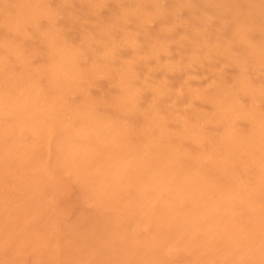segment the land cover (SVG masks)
<instances>
[{"label":"rangeland","instance_id":"374dc122","mask_svg":"<svg viewBox=\"0 0 264 264\" xmlns=\"http://www.w3.org/2000/svg\"><path fill=\"white\" fill-rule=\"evenodd\" d=\"M141 1L0 0V264H264V154L210 97L239 67L183 60L231 23L261 39L264 0ZM245 64L231 103L264 119Z\"/></svg>","mask_w":264,"mask_h":264},{"label":"bare ground","instance_id":"6f19581e","mask_svg":"<svg viewBox=\"0 0 264 264\" xmlns=\"http://www.w3.org/2000/svg\"><path fill=\"white\" fill-rule=\"evenodd\" d=\"M26 1V0H25ZM141 1V0H140ZM151 1H154V0H151ZM210 1V0H209ZM216 1V3H218L219 1H217V0H215ZM224 1V0H223ZM223 1H222V3H223ZM120 2V1H119ZM156 1H154L153 3H155ZM198 3H196V5H198V6H201V10L202 9H204V7H202V6H204L203 5V2L205 3V0L202 2L201 0H200V2L199 1H197ZM235 2V1H234ZM30 3V2H29ZM28 3V4H29ZM125 3V2H124ZM141 3H144V2H142L141 1ZM152 3V4H153ZM202 4V5H199V4ZM212 3H213V1H212ZM221 3V4H222ZM20 4V3H19ZM27 4V3H26ZM27 4V5H28ZM133 4V3H132ZM136 4H137V2H136ZM24 5V4H23ZM26 5V6H27ZM138 5V4H137ZM140 5V4H139ZM144 5V4H143ZM155 5H156V3H155ZM210 7H211V4H208ZM218 4H216V6H217ZM232 5V4H231ZM235 5V4H234ZM142 6V5H141ZM154 6V5H153ZM152 6V7H153ZM226 6V5H225ZM23 7V6H22ZM137 7V6H136ZM147 7V6H146ZM151 7V6H150ZM195 7V6H194ZM219 7H220V4H219V6H218V9H219ZM236 7V6H235ZM239 6H237L236 8H238ZM37 8H38V6H37ZM94 8V7H93ZM156 8H157V10H158V7H157V5H156ZM206 8V7H205ZM226 8V7H225ZM231 8V7H230ZM233 8V7H232ZM241 8V7H240ZM139 9V8H138ZM151 9H153V8H151ZM209 9V8H208ZM33 10V9H32ZM206 10H207V8H206ZM211 10V9H210ZM234 10H236L235 8H234ZM26 11H27V8H26ZM138 11V10H137ZM198 11V10H197ZM212 11V12H211ZM211 11H209V15H210V13H212L213 14V17H214V19H216V21L221 17V18H223V17H225L226 18V16L228 15V14H231V13H229L230 11H222V8H221V10L220 11H222V12H218V11H216V9H212ZM260 11V10H259ZM157 12V11H156ZM207 13H208V10L206 11ZM226 12H227V14H226ZM30 13V12H29ZM122 13V12H121ZM121 13H117L116 15H118V16H120V14ZM125 13V12H124ZM145 13V12H144ZM154 13H155V11H154ZM198 13H199V11H198ZM203 13V12H202ZM224 13V14H223ZM27 14V13H26ZM136 14V13H135ZM158 14V13H157ZM201 14V13H200ZM204 14V13H203ZM232 14H233V12H232ZM236 14H237V12H236ZM239 14V13H238ZM126 16H127V13L125 14ZM122 16H123V13H122ZM125 16V17H126ZM131 16V15H130ZM144 16L146 17V15L144 14ZM220 16V17H219ZM231 16V15H230ZM230 16H229V18H230ZM255 16V15H254ZM121 17V16H120ZM124 17V16H123ZM122 17V18H123ZM208 18H209V16H207ZM212 17V18H213ZM216 17H219V18H216ZM234 17V16H233ZM232 16H231V18H230V20H231V22H233V18ZM121 18V19H122ZM126 18H128V16L126 17ZM125 18V19H126ZM143 18V17H142ZM207 18V19H208ZM221 18L219 19V20H221ZM237 18V17H236ZM118 19H120V18H118ZM129 19V18H128ZM127 19V22L129 21ZM249 19V18H248ZM248 19L246 18V21L248 22ZM253 18L251 17V20H252ZM223 20V19H222ZM229 20V21H230ZM245 20V19H244ZM250 20V19H249ZM250 20V21H251ZM259 20V19H258ZM106 21V20H105ZM206 20H204L203 21V24H204V22H205ZM210 20H208V22H209ZM236 21V20H235ZM260 21H262V20H260ZM207 22V21H206ZM207 22V23H208ZM224 22V21H223ZM231 22H229V23H231ZM239 22H240V19H239ZM245 22V21H244ZM253 22H254V20H253ZM257 22V21H256ZM158 23V22H157ZM226 23V22H225ZM234 24L236 25V22L235 23H231V24H229V29H228V31H227V33L225 34V35H222V33H220L221 35L219 36L218 34V36H219V39L215 36V40H214V38H212V41H210L209 39L212 37H210L209 36V34H208V32H207V28H205V27H207V25H205L204 24V26L203 25H201V27H202V29H203V27H204V29L206 30V32L205 33H203V35H202V37H200V38H196V36H198V34H200L199 32H198V34L195 36L194 35V38H195V40H194V42H195V46H191V48H195V49H189V50H185L187 53H186V57L183 59V60H187L186 58H187V56L189 55V52H190V50L191 51H193L192 53L193 54H191V56L189 55L188 56V60H189V57L191 58H193V56H194V58L195 57H200V58H203L202 57V54H205L208 58H212L213 56L212 55H214V57H215V55H216V57H219L220 56V58H223L224 57V59L223 60H220V61H224L223 63H220L219 61V63L220 64H224V66L225 65H227L228 64V66L230 65V66H234V67H239V70L236 72V76L234 77V74H233V77H234V79L233 80H231L232 79V77H231V81H234L235 80V82H236V85L235 86H233V87H235L236 89L235 90H232V89H230V87H229V89H227V87H225V88H223V86L221 87V88H223V90L222 91H224V92H220V94L218 95H216V94H213L212 92H216L215 90L217 89V88H215V90H212L211 91V93L210 94H212V96H210V94H209V96L211 97V99H212V102L213 101H215V99H216V101L219 103L218 104V106L214 109L215 110V113L217 114H219V113H228L227 114V116H230L229 115V113H234V111H236V113L235 114H239V113H241L242 114V116H244V117H242V118H244V119H249V121H250V127H251V130L249 131L250 133H251V135L249 134V136L247 137V138H244L243 136V138H241V136L239 137L238 135H234V134H231V135H229V138H228V135H227V137H225L226 135H224V137L225 138H228V140L226 139H223L224 141L223 142H225V144H229V145H234V144H236V146H237V143H243V144H245V145H248V147L250 146V147H252V148H255V147H257L258 149H260V151H261V153L262 154H264V119L263 118H258V117H260L259 115H257V112H256V115H254L253 113H255L254 111H250V109H249V112L247 111V109H246V111L247 112H245V111H243V110H240V111H238L240 108L238 107V106H236V104L235 103H237L238 101L236 100V102L235 103H231V102H233V101H235V92H239V93H245L246 91H247V93H248V87H247V83L248 84H250L249 82H247L246 83V77L248 76V74H247V71L245 72L244 71V68H246V64H245V62L247 63H250V62H252L253 64H254V66L252 67L253 68V70H255L254 69V67H256V68H262V67H264V46H262V41L261 42H259L260 40H263L264 41V36H262V38L260 39L259 37V34L257 35L258 36V42L256 41V37L257 36H254V38L252 39L251 37V39L249 38H247L246 37V34L247 33H241L240 32V27H238L241 23H238V21H237V24H239V25H237V26H235L236 28H237V30H239V32L238 31H236L235 30V28H233V26H234ZM245 24H246V22H245ZM249 24H251V22H249ZM260 24H262V26H264L263 24H264V22L263 23H260ZM260 24L258 25V26H260ZM253 25H254V23H253ZM214 26V25H213ZM221 26H224V25H221ZM241 26V25H240ZM250 26V25H249ZM251 26H252V24H251ZM248 27V26H247ZM257 27V26H256ZM261 27V26H260ZM209 28H211V27H209ZM225 28H226V26H225ZM233 28V31L235 32V33H233V31L231 30ZM239 28V29H238ZM242 28V30H243V28H244V26L243 27H241ZM251 28H253V27H251ZM223 29V28H222ZM257 29V28H256ZM200 30V29H199ZM204 30V31H205ZM210 30V29H209ZM212 30H213V28H212ZM241 30V31H242ZM244 30H246V29H244ZM252 30V29H251ZM229 31H232V33L234 34H230V32ZM249 31V30H248ZM252 31H255L254 29L252 30ZM252 31H249V33H252V34H254ZM154 32V31H153ZM211 32V31H210ZM243 32V31H242ZM259 32V31H258ZM261 32V31H260ZM108 33V32H107ZM225 33V32H224ZM237 33L240 35V36H244L245 35V37H243V40L242 39H240L239 38V35H237ZM249 33L247 34L248 36H250L249 35ZM255 33H257V32H255ZM205 34H208V35H205ZM236 34V35H235ZM107 35V34H106ZM181 35V34H180ZM256 35V34H255ZM165 36V35H164ZM199 36H201V34L199 35ZM198 36V37H199ZM238 36V37H237ZM109 37V36H108ZM253 37V36H252ZM106 38V37H105ZM104 38V39H105ZM127 38V37H126ZM187 38H189V37H187ZM192 38V37H191ZM239 38V39H238ZM186 39V38H185ZM193 39V38H192ZM246 41H245V40ZM254 39H255V41H254ZM165 40V39H164ZM128 41H130V39L128 38V40H127V42ZM147 41V40H146ZM166 41V40H165ZM190 41V40H189ZM189 41H187L188 43H189ZM110 42H111V40H110ZM109 42V43H110ZM129 43V42H128ZM152 43H153V41H152ZM193 43V40L191 41V44ZM199 43V44H198ZM150 44V43H149ZM116 45V44H115ZM186 45H187V43H186ZM155 46V45H154ZM190 46H188L187 45V47H190ZM115 47V46H114ZM153 47V46H152ZM152 47H149V48H151V49H153ZM186 47V48H187ZM148 48V49H149ZM189 51V52H188ZM106 53V52H105ZM191 53V52H190ZM57 54V53H56ZM218 54V55H217ZM170 55V54H169ZM193 55V56H192ZM205 55H203L204 57H206ZM184 57V56H183ZM191 58V59H192ZM62 59V58H61ZM214 59V58H213ZM226 59V60H225ZM218 59H216L215 58V62L217 61ZM134 61V60H133ZM181 61V60H180ZM190 63L192 62V61H189ZM200 62V61H199ZM214 62V63H215ZM217 62V63H218ZM226 62V63H225ZM179 63V62H178ZM183 63V62H182ZM185 65H186V62L184 63ZM189 64V63H188ZM219 64V65H220ZM215 65V64H214ZM187 66V65H186ZM218 66V65H217ZM240 66H241V68L242 67H244L243 69H241L240 68ZM171 68V67H170ZM172 68H174L173 66H172ZM210 68V67H209ZM220 68V67H219ZM232 68V67H231ZM176 69V68H175ZM233 69H235V68H233ZM232 69H230V71H231ZM235 70H237V69H235ZM241 70L243 71V72H241ZM246 70H249L248 69V65H247V69ZM262 70V69H261ZM142 71V70H141ZM229 71V72H230ZM234 71V70H233ZM233 71H231L232 73H233ZM257 71V70H256ZM256 71H253V72H256ZM228 72V71H227ZM243 73V74H242ZM247 74V76H246V74ZM159 74V73H158ZM232 75V74H231ZM245 75V76H244ZM255 75H258V74H255ZM210 76V75H209ZM230 76V75H229ZM259 76V75H258ZM255 77V76H254ZM225 78V77H224ZM228 78V77H227ZM230 78V77H229ZM248 78H250V80H252L251 78L252 77H248ZM259 78V77H258ZM256 79V78H255ZM263 79V78H262ZM249 80V81H250ZM212 81V80H211ZM228 81H229V79H228ZM253 81L255 82V80L253 79ZM209 82V81H208ZM215 82V81H214ZM252 82V81H251ZM212 83H213V81H212ZM232 83H234V82H232ZM258 83V82H257ZM210 85H211V82H210ZM209 85V86H210ZM224 85V84H223ZM228 85V84H227ZM226 85V86H227ZM234 85V84H233ZM258 85V84H257ZM249 87H251L250 85H248ZM254 86H255V84H254ZM214 87H216V86H214ZM256 87V86H255ZM208 88H210V87H207V89ZM221 88H220V90H221ZM214 89V88H213ZM190 90V89H189ZM208 91H209V89H208ZM251 91V90H250ZM188 92V91H187ZM210 92V91H209ZM253 92V91H252ZM186 93V92H185ZM189 94V93H188ZM187 94V95H188ZM251 94V93H250ZM207 98V97H206ZM261 98H262V96H261ZM249 99V98H248ZM253 99V98H252ZM233 100V101H232ZM255 101V100H254ZM192 102H194V101H192ZM230 102V103H229ZM252 102H253V100H252ZM257 103V102H256ZM230 104H232V105H230ZM235 104V105H234ZM239 105V104H238ZM254 105V104H253ZM237 108H236V107ZM241 106V105H240ZM213 108H214V105L212 106ZM243 107V106H242ZM239 108V109H238ZM250 108H252V107H250ZM241 109H243V108H241ZM256 109V108H255ZM242 111V112H241ZM240 114V115H241ZM260 114V113H259ZM220 115V114H219ZM224 115V114H223ZM234 115V114H233ZM239 115V116H240ZM218 116V115H217ZM220 117V116H219ZM218 117V118H219ZM262 117H263V115H262ZM207 119V118H206ZM216 120V119H215ZM187 123H189V122H187ZM249 124V123H248ZM187 127V126H186ZM248 129V128H247ZM246 132V131H245ZM249 132H247V133H249ZM187 133V131L186 132H184V134H186ZM244 134V133H243ZM220 143V142H219ZM169 144V143H168ZM163 146V145H162ZM255 146V147H254ZM243 147V146H242ZM234 148H236V147H234ZM256 148V149H257ZM246 149V148H245ZM251 150V149H250ZM261 154V155H262ZM250 157V156H249ZM264 164V163H263ZM261 165V164H260ZM263 168V167H262ZM264 170V169H263Z\"/></svg>","mask_w":264,"mask_h":264}]
</instances>
